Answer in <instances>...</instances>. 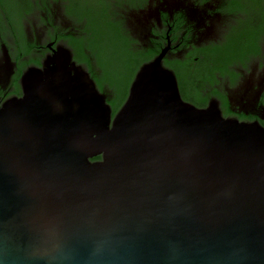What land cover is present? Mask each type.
<instances>
[{"label":"water","instance_id":"95a60500","mask_svg":"<svg viewBox=\"0 0 264 264\" xmlns=\"http://www.w3.org/2000/svg\"><path fill=\"white\" fill-rule=\"evenodd\" d=\"M167 52L114 116L64 45L24 73L0 107V264H264V129L186 102Z\"/></svg>","mask_w":264,"mask_h":264},{"label":"flooded vegetation","instance_id":"af4514ba","mask_svg":"<svg viewBox=\"0 0 264 264\" xmlns=\"http://www.w3.org/2000/svg\"><path fill=\"white\" fill-rule=\"evenodd\" d=\"M235 1L143 0L132 6L123 0L114 1L113 9L134 51L151 50L154 58L168 49L163 63L176 74L186 102L200 109L216 103L224 118L264 129V30L255 9L234 8ZM70 4L0 0V107L22 97L24 73L42 69L60 45L71 50L75 64L111 105L115 91L102 80L104 67L87 47L89 23L75 16ZM74 37L84 40V61L70 44Z\"/></svg>","mask_w":264,"mask_h":264},{"label":"trees","instance_id":"16d2710c","mask_svg":"<svg viewBox=\"0 0 264 264\" xmlns=\"http://www.w3.org/2000/svg\"><path fill=\"white\" fill-rule=\"evenodd\" d=\"M123 0H71L70 8L79 20L87 19L89 31L86 43L88 49L96 53L98 61L104 67L103 81L108 82L115 91L111 101L114 114L124 103L129 86L139 67L150 61L155 52L134 49L130 45L121 21L116 20L115 2ZM128 4L138 6L143 0H127ZM239 5L245 9H255L264 30V0H236L234 8ZM248 31L251 26L248 24ZM256 31V28L254 32ZM253 32V30H252ZM70 44L77 53V60L86 59L83 52L84 40L80 37L70 38Z\"/></svg>","mask_w":264,"mask_h":264}]
</instances>
